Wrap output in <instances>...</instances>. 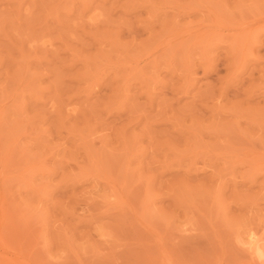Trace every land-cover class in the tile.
I'll list each match as a JSON object with an SVG mask.
<instances>
[{
  "label": "rangeland",
  "instance_id": "obj_1",
  "mask_svg": "<svg viewBox=\"0 0 264 264\" xmlns=\"http://www.w3.org/2000/svg\"><path fill=\"white\" fill-rule=\"evenodd\" d=\"M0 264H264V0H0Z\"/></svg>",
  "mask_w": 264,
  "mask_h": 264
},
{
  "label": "bare ground",
  "instance_id": "obj_2",
  "mask_svg": "<svg viewBox=\"0 0 264 264\" xmlns=\"http://www.w3.org/2000/svg\"><path fill=\"white\" fill-rule=\"evenodd\" d=\"M198 3H199V2H198ZM203 4H205V3H203ZM209 6H210V4H209ZM201 7H202V6H201ZM192 9H194V8H192ZM192 9H191V10H192ZM183 10H184V9H183ZM188 11H189V10H188ZM190 12H191V11H190ZM201 15H202V14H201ZM205 16H206V15H205ZM216 19H217V18H216ZM205 22H206V21H205ZM216 22H217V21H216ZM199 23H200V22H199ZM220 25H221V24H220ZM197 27H198V26H197ZM195 28H196V27H195ZM195 28H193V29H195ZM191 29H192V28H191ZM202 29H203V28H202ZM196 30H197V29H196ZM200 31H201V30H200ZM203 31H206V30H203ZM203 31H202V32H203ZM208 33H209V32H208ZM208 33H207V34H208ZM210 33H211V32H210ZM203 35H204V34H203ZM215 35H216V34H215ZM164 258H165V257H164ZM166 260H167V259H166Z\"/></svg>",
  "mask_w": 264,
  "mask_h": 264
}]
</instances>
